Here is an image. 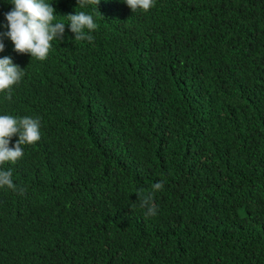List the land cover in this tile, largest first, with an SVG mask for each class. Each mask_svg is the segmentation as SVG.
Returning a JSON list of instances; mask_svg holds the SVG:
<instances>
[{
    "label": "trees",
    "instance_id": "trees-1",
    "mask_svg": "<svg viewBox=\"0 0 264 264\" xmlns=\"http://www.w3.org/2000/svg\"><path fill=\"white\" fill-rule=\"evenodd\" d=\"M45 2L65 32L41 61L0 0V58L23 72L0 115L40 122L0 165L26 189L0 187V264H264V0Z\"/></svg>",
    "mask_w": 264,
    "mask_h": 264
},
{
    "label": "clouds",
    "instance_id": "clouds-1",
    "mask_svg": "<svg viewBox=\"0 0 264 264\" xmlns=\"http://www.w3.org/2000/svg\"><path fill=\"white\" fill-rule=\"evenodd\" d=\"M100 0H78L81 8L87 5H98ZM126 4L135 11L140 8L145 11L153 6V0H125ZM14 7L5 13L8 22V31L3 35L9 37L18 53H29L31 57L45 60L52 47L53 39H62L65 32V23L57 21L54 7L45 0H11ZM70 31L75 34L74 39L89 41L91 31L97 28L91 14L84 11L68 14ZM53 21H56L53 23ZM88 30L87 32L85 30ZM5 45L0 41V52ZM19 65L14 64L9 56L0 58V92L6 91L5 98L12 99V87L17 84L22 76ZM13 136H18L15 144L9 147ZM40 139V122L38 118L22 117L17 119L12 115H0V165L5 162L15 163L24 155L22 145L33 144ZM7 187L23 194L26 189L17 188L12 180V170L0 168V187ZM154 191L163 189V182L152 185ZM140 207L145 209V216H155L157 206L152 202V193L139 195Z\"/></svg>",
    "mask_w": 264,
    "mask_h": 264
}]
</instances>
